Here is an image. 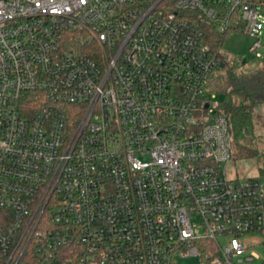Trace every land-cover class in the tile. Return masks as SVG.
I'll return each instance as SVG.
<instances>
[{
    "label": "built area",
    "instance_id": "1",
    "mask_svg": "<svg viewBox=\"0 0 264 264\" xmlns=\"http://www.w3.org/2000/svg\"><path fill=\"white\" fill-rule=\"evenodd\" d=\"M263 29L264 0H0V264H256L208 32Z\"/></svg>",
    "mask_w": 264,
    "mask_h": 264
},
{
    "label": "trees",
    "instance_id": "2",
    "mask_svg": "<svg viewBox=\"0 0 264 264\" xmlns=\"http://www.w3.org/2000/svg\"><path fill=\"white\" fill-rule=\"evenodd\" d=\"M225 35L209 30L208 43L216 47L223 43ZM224 66L219 65L211 80V91L224 96L219 112L226 116L233 144L234 159H253L264 157V145L256 135L254 108L264 96V60L257 67L243 69L222 58ZM264 176V167H258Z\"/></svg>",
    "mask_w": 264,
    "mask_h": 264
},
{
    "label": "rangeland",
    "instance_id": "3",
    "mask_svg": "<svg viewBox=\"0 0 264 264\" xmlns=\"http://www.w3.org/2000/svg\"><path fill=\"white\" fill-rule=\"evenodd\" d=\"M262 47L258 50H253V46L257 40L255 36L243 33L238 30H230L224 37L222 48L226 53V60L228 63H235L233 58H245L247 66L243 69H251L260 65L264 60V29L262 31ZM216 102L223 103L224 96L217 94L215 98ZM254 121L256 125V135L262 140L264 145V96H262L255 105L254 108ZM264 167V157L261 156L260 161L253 159H232L228 165V172L231 177H254L258 176L264 179V176H260L258 173V167ZM251 241L253 249H255L260 257L256 259V264H264V232L247 233ZM196 259L180 260L181 264H195Z\"/></svg>",
    "mask_w": 264,
    "mask_h": 264
},
{
    "label": "water",
    "instance_id": "4",
    "mask_svg": "<svg viewBox=\"0 0 264 264\" xmlns=\"http://www.w3.org/2000/svg\"><path fill=\"white\" fill-rule=\"evenodd\" d=\"M221 66H224V64H222Z\"/></svg>",
    "mask_w": 264,
    "mask_h": 264
}]
</instances>
